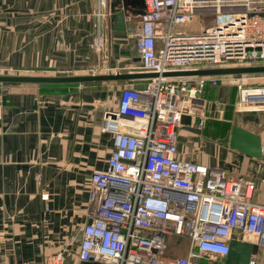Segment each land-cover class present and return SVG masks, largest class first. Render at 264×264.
Here are the masks:
<instances>
[{"label": "crops", "instance_id": "1", "mask_svg": "<svg viewBox=\"0 0 264 264\" xmlns=\"http://www.w3.org/2000/svg\"><path fill=\"white\" fill-rule=\"evenodd\" d=\"M119 1L115 14L106 18L113 42L108 44V36L106 51L100 53L94 45L99 13ZM122 1L0 0L1 70L55 77L108 74L107 69L137 73L132 68L142 63L130 57L127 33L113 31L118 12L135 16L129 10L135 11L136 1L129 0L128 6ZM212 16L200 14L190 27L201 23L197 31H202L208 26L202 19ZM252 66L263 65L225 68ZM215 77L218 85H208L204 94L205 124L200 129L196 117L183 116L179 150L240 181L254 203L264 204V110L241 111L236 84L244 78L248 87L263 86L264 73ZM148 81L0 87V264H44L60 250L77 254L81 231L94 214L91 176L107 168L114 150L113 134L103 130L104 118L115 114L125 87L143 89ZM235 125L261 138V158L225 143ZM191 145L202 149V158L196 148L188 149ZM233 240L254 244L252 262L264 264V246L255 236L235 232ZM191 250L190 239L170 237L168 256L187 257ZM215 257V263L224 264L226 256Z\"/></svg>", "mask_w": 264, "mask_h": 264}, {"label": "built area", "instance_id": "2", "mask_svg": "<svg viewBox=\"0 0 264 264\" xmlns=\"http://www.w3.org/2000/svg\"><path fill=\"white\" fill-rule=\"evenodd\" d=\"M114 14L110 7L99 13L94 45L100 53L107 48L106 18ZM200 14H214L216 23L186 32ZM126 33L142 63L132 71L160 76L143 89L125 87L116 117L104 118L114 150L107 168L91 176L92 222L81 231L76 255L60 250L44 264H217L235 232L264 246V204L254 203L240 181L179 150L183 116L196 117L202 129L205 90L218 78L163 77L232 63L264 66V0H144L141 15L126 17ZM236 84L241 111L264 110V85L248 87L244 78ZM171 236L190 239L187 257L168 256Z\"/></svg>", "mask_w": 264, "mask_h": 264}, {"label": "water", "instance_id": "3", "mask_svg": "<svg viewBox=\"0 0 264 264\" xmlns=\"http://www.w3.org/2000/svg\"><path fill=\"white\" fill-rule=\"evenodd\" d=\"M144 7V0H136ZM125 6H128L129 0L122 1ZM121 4L119 1L112 7L115 8ZM131 11L135 16L141 15L142 11ZM114 32H126V12L120 11L114 16L113 24ZM254 73H264V66H252L241 68H209L195 69L186 71H175L163 74V77H203V76H224V75H245ZM158 73L137 72V73H116V74H100L86 76H16V75H0V85L4 84H38V85H56V84H87L101 82H133L141 80H153L159 78ZM113 118L116 115H112ZM200 133V130H195ZM229 143L232 149L242 151L255 158L262 157V142L258 135L248 132L237 125L232 129L231 134L225 140ZM92 222V221H91ZM90 222V223H91ZM255 245L240 240H233L230 244V252L226 256L224 264H251Z\"/></svg>", "mask_w": 264, "mask_h": 264}, {"label": "rangeland", "instance_id": "4", "mask_svg": "<svg viewBox=\"0 0 264 264\" xmlns=\"http://www.w3.org/2000/svg\"><path fill=\"white\" fill-rule=\"evenodd\" d=\"M216 16L214 15V16H212V17H210V18H205V19H202V23L204 22V24L205 25H208L207 26V28H209L210 26H212V25H214L215 23H216V18H215ZM201 23H198V24H195L194 26H192V27H187V28H185V31L186 32H190V33H198V31L197 30H199V29H201ZM207 28H205V29H207ZM200 32V31H199ZM110 35V34H109ZM108 35V36H109ZM129 43H130V48H131V51H130V57L132 56L133 58H135V59H138L139 58V56H138V54L137 53H135L134 51H132V47H133V44H134V42L132 41V40H129V39H126ZM113 42V38L111 37V36H109V43L108 44H110V42ZM126 43V42H125ZM112 44V43H111ZM110 44V45H111ZM127 44V43H126ZM113 49V48H112ZM111 50V49H110ZM110 54H112V52L110 51ZM106 55H107V53H106ZM132 61V60H131ZM132 62H134V61H132ZM137 67H141V65H138ZM141 68H138L137 69V71L136 72H141ZM0 75H16V76H40V75H36V74H34V73H31V72H6V71H3V70H1V68H0ZM90 75H92V74H90ZM107 83H112V84H109L110 86H114V82H107ZM10 85H12V84H9V86ZM1 86H6V85H1ZM0 86V87H1ZM195 148H196V150H198L199 152V156H200V158H202V149H200L199 147L197 148L196 146H194V145H191L188 149L191 151V152H194V150H195Z\"/></svg>", "mask_w": 264, "mask_h": 264}, {"label": "trees", "instance_id": "5", "mask_svg": "<svg viewBox=\"0 0 264 264\" xmlns=\"http://www.w3.org/2000/svg\"><path fill=\"white\" fill-rule=\"evenodd\" d=\"M132 4H133V1H132ZM133 10L135 9V11H143V8L139 3L135 2V5L133 4ZM4 85H9V84H4ZM1 86V85H0Z\"/></svg>", "mask_w": 264, "mask_h": 264}, {"label": "flooded vegetation", "instance_id": "6", "mask_svg": "<svg viewBox=\"0 0 264 264\" xmlns=\"http://www.w3.org/2000/svg\"><path fill=\"white\" fill-rule=\"evenodd\" d=\"M134 1H136V0H134ZM137 2V1H136Z\"/></svg>", "mask_w": 264, "mask_h": 264}]
</instances>
